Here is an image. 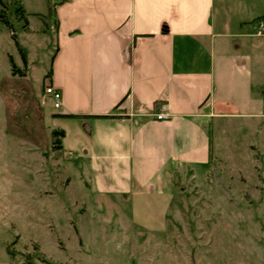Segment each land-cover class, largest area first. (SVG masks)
I'll use <instances>...</instances> for the list:
<instances>
[{
    "label": "rangeland",
    "instance_id": "374dc122",
    "mask_svg": "<svg viewBox=\"0 0 264 264\" xmlns=\"http://www.w3.org/2000/svg\"><path fill=\"white\" fill-rule=\"evenodd\" d=\"M50 1L0 0V264H264V115L217 130L207 162L152 174L134 154L128 195L97 190L84 157L50 148ZM226 1L233 31L253 34L241 50L264 112V0Z\"/></svg>",
    "mask_w": 264,
    "mask_h": 264
},
{
    "label": "crops",
    "instance_id": "0c3cea01",
    "mask_svg": "<svg viewBox=\"0 0 264 264\" xmlns=\"http://www.w3.org/2000/svg\"><path fill=\"white\" fill-rule=\"evenodd\" d=\"M50 3L58 21L50 86L61 95L51 125L64 131L63 152L87 160L97 190L128 195L134 154L151 158L142 169L152 174L171 158L207 162L217 130L264 115L241 50L253 34L233 31L226 0ZM159 104L167 119L153 117ZM154 176L135 177L137 188L154 190Z\"/></svg>",
    "mask_w": 264,
    "mask_h": 264
},
{
    "label": "trees",
    "instance_id": "16d2710c",
    "mask_svg": "<svg viewBox=\"0 0 264 264\" xmlns=\"http://www.w3.org/2000/svg\"><path fill=\"white\" fill-rule=\"evenodd\" d=\"M53 8H54L53 5L49 6V11H50L49 14H53L54 15V10H52ZM0 17H3V16L0 15ZM262 19H264V17H262ZM25 21H26V24H25V27H26L27 26V20H25ZM53 26H54L55 30L58 27V21H57V18L55 16H54V19H53ZM56 50H57V46H55L54 51H53V53L51 55V62H52V60L54 58V54L56 53ZM50 78H51V66L49 67L48 71L44 75V86H45V89L50 86ZM63 136H64V131L62 129H59V128H52L51 129L50 148H51L52 151H54V152L62 151L61 140H62Z\"/></svg>",
    "mask_w": 264,
    "mask_h": 264
},
{
    "label": "built area",
    "instance_id": "2783aa9c",
    "mask_svg": "<svg viewBox=\"0 0 264 264\" xmlns=\"http://www.w3.org/2000/svg\"><path fill=\"white\" fill-rule=\"evenodd\" d=\"M262 25L263 24L261 23L260 26H262ZM262 32L263 31L257 32V34H261ZM45 93L48 96H50V98L53 101V106L55 108H58L61 105V95L52 86L47 87L45 89ZM152 115L156 120H164V119H167L169 117L168 110L164 104H159L158 107L156 108V110L152 113Z\"/></svg>",
    "mask_w": 264,
    "mask_h": 264
}]
</instances>
